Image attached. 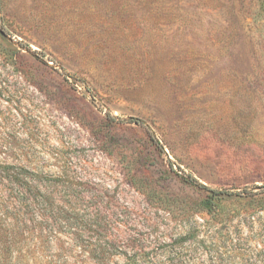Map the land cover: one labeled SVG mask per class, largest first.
I'll return each instance as SVG.
<instances>
[{"label": "rangeland", "instance_id": "374dc122", "mask_svg": "<svg viewBox=\"0 0 264 264\" xmlns=\"http://www.w3.org/2000/svg\"><path fill=\"white\" fill-rule=\"evenodd\" d=\"M6 164L55 235L16 264H264V0H0Z\"/></svg>", "mask_w": 264, "mask_h": 264}, {"label": "trees", "instance_id": "16d2710c", "mask_svg": "<svg viewBox=\"0 0 264 264\" xmlns=\"http://www.w3.org/2000/svg\"><path fill=\"white\" fill-rule=\"evenodd\" d=\"M2 172L6 175L4 179H0V186L3 187L0 191V252L7 256L5 264H16L13 262L14 254L18 252L17 254L23 255L26 246L29 248L32 243L40 242L49 247L50 240L55 235H52V229H42L39 226L43 216L38 207L41 173L24 165L12 164L0 166V173ZM54 198L52 193H49L46 197L47 204H54ZM199 203L202 209L212 206L209 199H203ZM94 250L97 254L95 263L106 264L103 263V252L106 250L100 246H96ZM109 253L117 254L115 251ZM150 260L144 255H132L124 263L149 264Z\"/></svg>", "mask_w": 264, "mask_h": 264}]
</instances>
